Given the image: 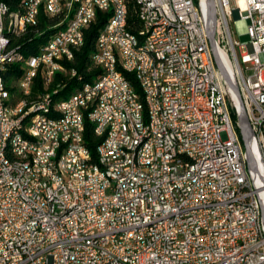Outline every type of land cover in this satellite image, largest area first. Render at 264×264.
<instances>
[{
  "label": "built area",
  "instance_id": "built-area-1",
  "mask_svg": "<svg viewBox=\"0 0 264 264\" xmlns=\"http://www.w3.org/2000/svg\"><path fill=\"white\" fill-rule=\"evenodd\" d=\"M25 1L27 26L34 6L43 11L50 5L54 11L60 0ZM214 2L217 49L230 63L245 105L249 141L258 149L257 171L246 165L238 102L213 61L207 0L138 4L149 22L141 45L142 38L151 37L169 51L160 71L168 129L153 121L147 58L125 41V31L132 30L125 25L123 0H70L65 17L55 23H66L65 34L33 54L32 68L17 67L19 82L25 90L31 75L42 82L51 65H58L59 76H77L67 64L81 49L75 40L84 44V31L98 11L109 13L96 37L97 62L91 63L100 74L61 106L59 120L34 126L37 135L25 132V139L17 140L16 153L45 161L46 170L9 168L0 157V264H264V63L259 59L264 0ZM169 4H176L177 16L169 15ZM152 14H159V21H152ZM231 17L248 20V43L234 39ZM6 23L0 12V75L16 47L3 38ZM62 40H71V47L63 48ZM103 66H110V77H103ZM124 72L133 73L136 96H128L119 82ZM11 92L18 107L21 94ZM135 97H143L144 123L135 121ZM9 111L0 109V147L6 130L22 129L26 119L9 120ZM120 112L129 114L134 146H119ZM76 116H83L84 130L87 119L101 138L95 162L83 158L74 140ZM164 130L180 132L182 147L195 150L197 164L178 157L169 164L175 155ZM138 137H146L145 152H137ZM74 163H82V170H74ZM125 163H132V170H125Z\"/></svg>",
  "mask_w": 264,
  "mask_h": 264
},
{
  "label": "bare ground",
  "instance_id": "bare-ground-1",
  "mask_svg": "<svg viewBox=\"0 0 264 264\" xmlns=\"http://www.w3.org/2000/svg\"><path fill=\"white\" fill-rule=\"evenodd\" d=\"M139 1L140 0H132L137 23L139 25L138 29L135 30L136 34L131 31H125V41L130 44L136 52H140L143 57L147 58L145 82L150 89L153 121L156 122V128L168 129V117H163L164 81L162 75H160V71L163 69L164 59H169V51H164L161 42H153L151 37L142 38L141 45V35H149V22L147 16H142V8L138 5ZM123 6L125 11V25L130 27L128 23V5L125 0H123ZM69 7L70 0H60L54 6V11L50 5H43V12L48 15V17H54V15H56V18H63L66 15V9ZM40 11H42L41 6H34L32 10V20L25 26L28 17L26 1L20 10L17 11H10L6 4L0 3L1 19L8 20V23L3 26L4 40L7 42H15L16 39L22 37L26 33L28 27L37 25ZM169 15L177 16L176 4H169ZM152 21H159V14H152ZM51 28L52 32L48 34L44 43L40 45L38 52L53 47L55 41L61 39L66 32V23L54 24ZM82 44L83 40H75V48H81ZM62 47L70 48L71 40H62ZM98 47L99 39L96 38L95 48L89 56L90 63L97 62ZM219 51L221 60L228 72L231 73V66L228 59L221 50ZM10 56L11 58L7 62V67L9 65H16L17 67L32 68V60L30 59L33 55L25 56L21 51V47H12L10 49ZM57 74L59 75L58 65H51L50 77L49 74H42V82H45L42 83L44 91L36 92L34 95L31 94V86L35 78L39 75L29 76V80L26 82V90L25 83L19 82V76H17V78L13 80L14 84L12 86L16 89V94H21L18 97V107H16L15 94L10 91V86L8 89L4 81L5 78L3 75H0V109L11 110L9 111V120H18L26 117L22 122V129H7L1 138L0 157L1 160L7 164V167L15 169L29 168L34 170H46L45 161H37L32 158V156H25V153H16L17 140L25 139V132H30V135H37V128H32L34 126H39L47 120H59L58 111H60L61 106L70 104V101L77 99L85 88L90 87L92 84V81L83 83L80 88L76 89L68 97L59 99L54 97L57 90L53 92L47 91L48 85L52 83ZM60 76L69 78V74H61ZM103 77H110V66H103ZM119 82L127 87L128 96H136V90L132 86V83L123 74H119ZM45 98L48 99L45 106H42ZM134 107L136 108L135 121L137 123H144L145 105H143V97L134 98ZM74 124V140L78 142V147H81L83 158H88V162H91L90 150L84 144L83 140V116L74 117ZM119 129L122 133L119 138V146H134L135 132L133 124L129 119L128 112H120ZM164 137L170 149H173V154L175 155L169 156V164H176V157L186 158L189 164H197V154L195 150H186L182 147L180 132L164 130ZM145 144L146 137H138L137 152H145ZM249 146L255 159L259 163L258 149L253 140L249 141ZM74 170H82V163H74ZM125 170H132V163H125Z\"/></svg>",
  "mask_w": 264,
  "mask_h": 264
},
{
  "label": "trees",
  "instance_id": "trees-1",
  "mask_svg": "<svg viewBox=\"0 0 264 264\" xmlns=\"http://www.w3.org/2000/svg\"><path fill=\"white\" fill-rule=\"evenodd\" d=\"M125 1L128 5V23L131 27V32H135L139 25L137 23V17L134 10V3L132 0ZM0 3L6 4L10 11H17L20 10L22 5L25 3V0H0ZM108 16L109 13L98 11L96 21L85 29L84 44H82L81 49L75 53L74 60L67 64L68 66L76 68L78 75L72 78H66L57 74L54 77L55 79L48 85L47 88V91L50 92L57 90L54 97L59 99L66 98L76 89L80 88L83 83H89L99 76L100 69L91 67L89 56L95 48L96 37L99 29L108 19ZM56 22V17H48V15H46L43 11H40L37 25L28 27L26 33L22 37L15 40L14 45L21 47V51L25 56L36 54L40 45L44 43L48 34L52 32L51 26ZM19 74L20 71L16 65H9L7 70L4 72V81L8 86V89L11 87L10 91L14 89L12 86L14 84L13 80H15ZM123 75L134 85V89L139 91V87L135 81L133 73L124 72ZM43 91V84L40 77L37 76L31 86V94L34 95L36 92ZM83 137L84 144L92 153V155H90V161L94 162L96 146L100 143L101 138L95 136L93 126L87 119H85Z\"/></svg>",
  "mask_w": 264,
  "mask_h": 264
},
{
  "label": "water",
  "instance_id": "water-1",
  "mask_svg": "<svg viewBox=\"0 0 264 264\" xmlns=\"http://www.w3.org/2000/svg\"><path fill=\"white\" fill-rule=\"evenodd\" d=\"M216 8L214 0H207V24H206V35L209 41L211 54L216 68L218 69L220 75L229 86L233 92L237 102H238V114H237V128L240 136V140L243 146V151L245 155V161L248 168L253 171H257V162L255 156L249 146V135L251 131L250 122L247 117L245 105L241 97L240 91L236 83L231 78L227 68L225 67L223 61L220 58L216 40ZM261 218L264 225V204L261 205Z\"/></svg>",
  "mask_w": 264,
  "mask_h": 264
},
{
  "label": "rangeland",
  "instance_id": "rangeland-1",
  "mask_svg": "<svg viewBox=\"0 0 264 264\" xmlns=\"http://www.w3.org/2000/svg\"><path fill=\"white\" fill-rule=\"evenodd\" d=\"M248 20L243 18H230V25L233 32V37L240 43H248L249 38L247 35ZM259 59L264 63V53L259 54ZM11 96V95H9Z\"/></svg>",
  "mask_w": 264,
  "mask_h": 264
}]
</instances>
